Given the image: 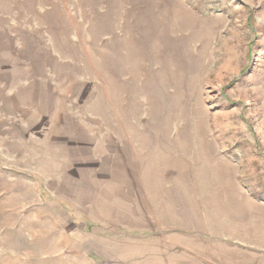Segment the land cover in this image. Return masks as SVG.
I'll use <instances>...</instances> for the list:
<instances>
[{"label":"rangeland","instance_id":"1","mask_svg":"<svg viewBox=\"0 0 264 264\" xmlns=\"http://www.w3.org/2000/svg\"><path fill=\"white\" fill-rule=\"evenodd\" d=\"M0 264H264V0H0Z\"/></svg>","mask_w":264,"mask_h":264}]
</instances>
